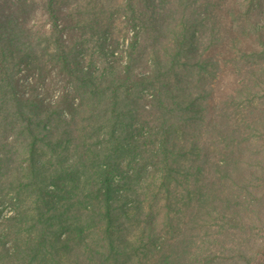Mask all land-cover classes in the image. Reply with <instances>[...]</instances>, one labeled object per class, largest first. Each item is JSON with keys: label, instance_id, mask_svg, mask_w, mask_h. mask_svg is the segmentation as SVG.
Instances as JSON below:
<instances>
[{"label": "trees", "instance_id": "trees-1", "mask_svg": "<svg viewBox=\"0 0 264 264\" xmlns=\"http://www.w3.org/2000/svg\"><path fill=\"white\" fill-rule=\"evenodd\" d=\"M44 9L48 31L0 11V264H264V0ZM50 66L72 98L20 94Z\"/></svg>", "mask_w": 264, "mask_h": 264}, {"label": "rangeland", "instance_id": "rangeland-1", "mask_svg": "<svg viewBox=\"0 0 264 264\" xmlns=\"http://www.w3.org/2000/svg\"><path fill=\"white\" fill-rule=\"evenodd\" d=\"M63 14L69 9V4L63 5ZM0 11L5 16L10 17L16 24L26 26L32 31L50 30L49 17L44 9V0H1ZM125 21L124 17L120 22ZM75 22V21H74ZM62 24H70L66 16L63 17ZM125 36L121 37L120 49L123 50L121 63L126 62L125 50L127 45L134 39L136 28L129 24L128 31ZM228 41L237 35H228ZM64 37L69 42L79 41L83 37L82 32H76L72 29H67ZM239 46L243 51H250L257 48V44L251 39H247ZM227 48H216L211 51V55L220 58L223 52H229ZM233 50H230V54ZM90 52L83 53V59L89 58ZM120 62V60H119ZM141 68V67H140ZM139 71V69H138ZM140 72V71H139ZM239 83L232 63L225 65L218 78L213 83V100H221L233 94ZM18 87L20 94L23 95H38L44 99L45 102L51 103L58 101L63 96L73 97V88L68 83L67 78L58 71L57 67H47L43 71L24 69L18 77Z\"/></svg>", "mask_w": 264, "mask_h": 264}]
</instances>
